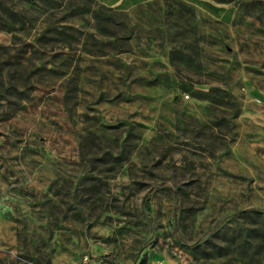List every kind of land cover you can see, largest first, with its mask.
Segmentation results:
<instances>
[{"label":"rangeland","instance_id":"rangeland-1","mask_svg":"<svg viewBox=\"0 0 264 264\" xmlns=\"http://www.w3.org/2000/svg\"><path fill=\"white\" fill-rule=\"evenodd\" d=\"M214 1L0 0V264H264V0Z\"/></svg>","mask_w":264,"mask_h":264},{"label":"crops","instance_id":"crops-1","mask_svg":"<svg viewBox=\"0 0 264 264\" xmlns=\"http://www.w3.org/2000/svg\"><path fill=\"white\" fill-rule=\"evenodd\" d=\"M100 4L110 8H121L122 10L141 5L154 0H97ZM190 4L196 8L205 11L211 16L219 17L223 20H230L233 16V11L229 6L216 3L214 0H179Z\"/></svg>","mask_w":264,"mask_h":264},{"label":"trees","instance_id":"trees-1","mask_svg":"<svg viewBox=\"0 0 264 264\" xmlns=\"http://www.w3.org/2000/svg\"><path fill=\"white\" fill-rule=\"evenodd\" d=\"M101 260L108 261V262H110L112 264H117L116 261H115V259H113L112 257H109V256H104V257L101 258Z\"/></svg>","mask_w":264,"mask_h":264}]
</instances>
